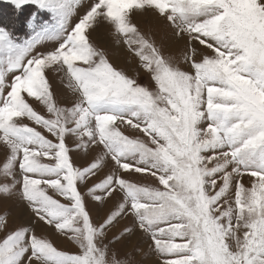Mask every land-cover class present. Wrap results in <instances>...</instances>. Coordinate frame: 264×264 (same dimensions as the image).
Segmentation results:
<instances>
[{"label": "snow or ice", "instance_id": "1", "mask_svg": "<svg viewBox=\"0 0 264 264\" xmlns=\"http://www.w3.org/2000/svg\"><path fill=\"white\" fill-rule=\"evenodd\" d=\"M10 3L24 18L0 22V264H264V0ZM132 237L139 261L120 258Z\"/></svg>", "mask_w": 264, "mask_h": 264}, {"label": "rangeland", "instance_id": "2", "mask_svg": "<svg viewBox=\"0 0 264 264\" xmlns=\"http://www.w3.org/2000/svg\"><path fill=\"white\" fill-rule=\"evenodd\" d=\"M18 17L21 20L24 18L23 16H19L14 6L10 3V0H0V22L11 25L17 22ZM137 22L142 30L147 31L149 28L156 29V25L151 17H138ZM162 36L163 33L157 29V40L159 41ZM97 39L105 46H109L111 59L116 66L124 68L125 71H127L130 75H135L137 69L136 62L132 61L131 57H129L126 51H124L122 48L112 45V38L109 36L106 30L101 29L97 33ZM166 52L173 55L177 59L180 57V51L174 44L169 43L168 47L166 48ZM139 82L142 84L147 83L148 77L141 74L139 77ZM78 163H82V161H78ZM100 175L102 177L103 174L101 173ZM132 179L135 180L138 179V177H132ZM4 211L5 209L0 207V214H3ZM8 211L11 212L10 220L13 224L24 223L27 219V214H19L20 209H18L15 205L9 206ZM125 223H128V221H121V225ZM53 239L55 244L61 249L75 250V246L65 238L56 235L53 236ZM147 243V241H140L136 237H132L125 245L118 246L120 258H124L125 254L127 253L129 254L128 259L130 261L141 260V254L135 252L134 248L139 247L140 249H146ZM143 264H156V258L154 256H149L148 258L144 259Z\"/></svg>", "mask_w": 264, "mask_h": 264}]
</instances>
